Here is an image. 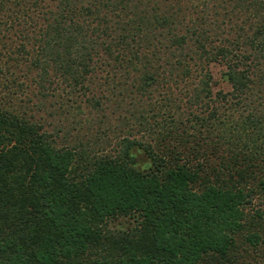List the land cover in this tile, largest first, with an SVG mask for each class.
Segmentation results:
<instances>
[{
    "label": "trees",
    "instance_id": "1",
    "mask_svg": "<svg viewBox=\"0 0 264 264\" xmlns=\"http://www.w3.org/2000/svg\"><path fill=\"white\" fill-rule=\"evenodd\" d=\"M29 4L0 264H264V0Z\"/></svg>",
    "mask_w": 264,
    "mask_h": 264
},
{
    "label": "rangeland",
    "instance_id": "2",
    "mask_svg": "<svg viewBox=\"0 0 264 264\" xmlns=\"http://www.w3.org/2000/svg\"><path fill=\"white\" fill-rule=\"evenodd\" d=\"M30 1H23L18 5L14 0H8V2L5 3V8L0 9V105L4 103L18 105L31 101L30 99L27 101V98L32 99V96H24L19 91L20 95L15 93L14 90L17 89L16 85H14V87L11 86L12 84L20 82L29 84L35 76V73L29 70L25 57L26 55H20L17 50L19 36L16 33L20 26L17 25L16 28L12 27V29H7L10 22H13L11 18L15 14L19 21L20 16L25 13L24 10L32 14V10L28 8L31 5L29 4ZM211 68L215 79L220 81L222 67L213 65ZM219 84L227 88L225 83L220 81ZM114 225L117 226V223Z\"/></svg>",
    "mask_w": 264,
    "mask_h": 264
}]
</instances>
